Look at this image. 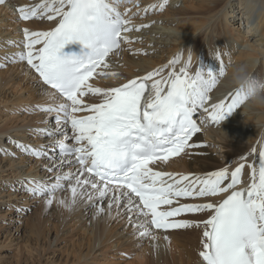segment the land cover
<instances>
[{"label": "snow or ice", "instance_id": "6c2138e0", "mask_svg": "<svg viewBox=\"0 0 264 264\" xmlns=\"http://www.w3.org/2000/svg\"><path fill=\"white\" fill-rule=\"evenodd\" d=\"M4 2L0 0V4ZM121 2L40 0L35 5L19 7L24 21L55 23L51 30L24 28L22 50L13 54L14 60L26 61L46 86L45 95L53 103L38 104L32 111L55 114V127L33 130L34 135L48 137L50 144L36 148L12 143L37 158L47 157L46 150L51 148L59 153L57 167H78L76 172L57 174L54 182L26 179L18 183L33 197H46L47 206L53 204L55 193L64 190L66 183L71 198L60 199L59 204L72 208L86 196L97 209L96 215L105 212L97 201L102 203L110 196L109 216L114 207L120 214L123 202L128 222L142 239L158 240L153 228L167 232L203 225L199 252L202 264H264V150L249 165L251 182L246 187H240L244 163L233 171L223 167L204 175L150 167L167 163L188 148L203 147L189 143L201 132L197 113H207V119L219 124L242 107L246 97L240 90L218 103L210 102L211 91L226 74L222 56H216L220 61L216 73L205 74L200 69L193 75L188 67L176 72L178 60L174 59L170 62L173 71L166 77L162 76V67L115 87L101 88L90 83L95 77L117 78V73L102 69L110 67L108 58L121 49L122 43L130 42L124 34L133 27L120 10ZM166 4L164 0L161 8ZM142 27L147 25L135 30ZM89 96L98 97L100 102L88 103L85 97ZM221 194L227 195L216 203L210 202V198ZM182 199L208 202L181 203ZM198 213H207L208 218L177 219Z\"/></svg>", "mask_w": 264, "mask_h": 264}, {"label": "bare ground", "instance_id": "6f19581e", "mask_svg": "<svg viewBox=\"0 0 264 264\" xmlns=\"http://www.w3.org/2000/svg\"><path fill=\"white\" fill-rule=\"evenodd\" d=\"M163 1L164 0H146L147 5L150 6H148L146 10L143 8L144 13L142 15L148 19V22H150L153 27L157 23L155 9H160L161 5H163ZM39 2L40 0H5L3 4H0V23H2L0 25V36L6 35L8 40L12 42L15 40L18 44L15 46V44L9 41L4 44L6 41L1 40L2 42H0V51L6 46H8V49H11V51L14 53L21 51V42L23 40L22 30L24 28H28L30 30H51L55 27L54 22L37 21L35 19L23 21L20 19L18 12L20 6H32ZM237 2L243 9L241 8L238 10V13H235L236 10L234 8ZM191 9L195 13H199L200 16H192L193 13L188 12V10H179V13L175 15L179 17H189L190 22L188 24L179 25L177 31L185 41L186 37H191L194 35L191 32H195L197 29H206L210 27L215 35L212 37L213 41L205 48L201 47L196 49L195 46L198 40L192 38L185 43L187 47H183L180 53L174 54L173 52L177 51L176 47L172 48L166 45L167 38H163V36L167 37V34L163 35L156 32L158 31L157 29H159L158 27L155 26L151 31H149V29L146 30L143 27V29H141L137 34L133 33V31H135V29H133V31L124 34L128 36L130 42L123 43L121 49L108 58V63L110 65L108 69H102L103 71L116 73L117 68H119L117 78L111 79L105 77H95L90 80V83H93L95 86L101 88L115 87L126 83L128 80L142 77L148 72L162 67L164 68L162 76L166 77L170 72L173 71V66L170 65V62L174 59L178 60V63H176L174 66L176 72H179L181 68L188 67V71L193 75L200 69L205 74L208 72L216 73L219 71L220 61L216 57L215 62V55L222 56L225 65H227V61H230L233 57V46L226 41L228 38L234 39L236 46L239 47L234 55V59L232 60L234 63H232L229 67V74L232 65L243 64L255 77L264 79V0H199V2L191 6ZM4 14H6L8 18L4 17ZM192 18L198 19V21H196L197 24L192 23ZM151 19L153 20L149 21ZM5 20H8V24ZM232 26L234 28H231ZM5 27H7L9 31L4 30L6 29ZM245 29L247 30L246 35L244 34ZM12 30L14 32H11ZM143 34H145V42L143 44L139 43L133 45L132 49L131 44H133L134 38H143ZM172 34L173 33H168V35ZM222 36H224L226 40L224 37L220 39ZM150 37L156 40L157 43L162 42L163 46L158 49L157 47L152 49L150 47ZM36 47L38 48L40 46L37 45ZM241 48L243 49L240 50ZM139 50H142L144 55L137 53ZM151 50H155L154 52H156L153 57H149L147 54V52H150ZM2 52L3 53H0V64L2 63L1 55H4L5 53L4 51ZM204 54H206L207 57L203 56ZM209 59L213 63V66L209 63ZM25 62L20 61V65L9 66V68L6 70L0 69V106H7V109L8 107H11V110L15 111L16 113L17 111L21 112V110L29 113L32 112V109L38 104L46 105L53 103V101H50L45 95V86L41 82V79ZM19 76H24L23 81L29 80L30 78L36 82L33 85L32 82H29L31 86L27 87L28 89L32 90V94L30 96H24L15 95L12 93L11 96L8 95L5 97V99H3L5 86H7L9 82L13 81ZM234 91L235 89L230 85L228 76H223L220 78L216 88L211 91L210 102L218 103L221 100L227 98L229 94L234 93ZM85 100L88 103L100 102L98 97L92 96L85 97ZM36 112V115L26 113V118H24L25 124L23 125H15L16 121H13L11 118L2 122L4 125L0 126V150L3 149V146L11 148L12 140L20 143L23 141H28L29 136L32 137V141L37 143L39 142L36 144L37 146L45 145L44 142L46 141L47 144H50V139L45 141L43 139L45 138L44 136L34 135L33 130L48 128L50 126L51 115L40 113V111ZM196 119L200 124L203 123V127L202 131L191 140L190 144L203 145V147L188 148L186 152H184L179 158L169 160L167 163L158 162L155 165H150V167H153L154 170L170 173L204 175L208 172L217 171L223 167H226L224 161L232 159L233 162V159L235 158L242 160L241 157L243 156L246 157V159L243 161L239 160L240 164L245 162V167L242 170V184L240 187H246L251 182V168L249 165L256 162L257 154L259 151H261L264 144V110L250 111L247 107H240L231 114H228L226 118L219 124L212 123L209 119H207V113H203L202 111L197 113ZM45 120L48 122L42 123V121ZM51 126L53 125L51 124ZM53 127H55V125ZM4 135H7V137ZM5 138H9L8 142H6ZM49 149L46 151L48 152ZM252 149H256V152L254 153ZM16 150L18 151L19 148ZM54 151L55 150L52 149V152L50 155H48V157L55 156L57 159L53 160L47 157L42 160H37L34 163L32 162L34 159H31L30 157L29 159L27 158L28 156H23L27 155V153L21 154L18 152L13 155L15 158H8L10 159L8 160L9 165L4 164V161L6 160H0V171L3 172L4 169L10 168V170L19 171L17 175L20 174L22 178L24 177V180L27 179L36 181H48L49 176L51 178L52 175L56 176L57 174L64 172L70 173L77 171L78 166H76V168L75 166L69 165H65L63 168L57 167V165L60 163L58 158L59 153L57 155L56 151L55 153ZM4 154L6 155L7 153ZM3 158H5V156ZM41 162L43 163L42 165ZM235 163H237V166L240 165L238 162ZM235 165L236 164H234V166ZM48 168L54 169L53 172H50L52 175L48 174ZM229 170L233 171L235 169H232L231 167ZM13 171L11 173H13ZM85 176H87V174H85ZM81 179H84V177H81ZM0 182L6 183L3 188L9 186L7 182ZM22 188L24 187L22 186ZM9 190H11V188H9ZM3 195L4 191H0V199L6 197V194L4 196ZM226 195L227 194H221V196L210 198V202L216 203L223 199ZM12 196L14 197V195H8L10 198ZM23 196L25 200H28V196H25V194ZM70 198L71 193L69 189L65 195L64 193H60L57 194V196H54L53 200H56V202L59 203L60 199L68 200ZM109 199L110 196L104 199L103 202L106 201L107 204L103 206L105 208V212L100 215H96L97 209L87 211L89 206H92V203L88 201L86 196L82 199H79L78 203L73 207V210L70 211L71 215L69 220H79V222L86 219L88 214H91V220L89 221V219H87L85 221L86 225L88 226L87 228H89L88 232L91 234V243L89 245V251L84 255L85 259L95 256L93 253L97 250H100L99 248L105 247L107 244H111L116 248V250L122 252L121 254L128 253V250L125 248L127 246L132 248V242L136 239V237H132V242L122 241V236L119 233L117 225H112L113 220L117 216L115 212L116 209L113 208L111 216H109L107 212ZM98 202L99 201H97V203ZM201 202L208 201L191 199L181 201V203ZM23 203H25V201ZM102 203L99 202V205L101 206ZM164 207L167 206H162V208ZM120 212L127 213L129 216V213L126 211L123 202L120 206ZM33 218L30 220V223H32L34 227L36 226V229L33 231L38 233L41 221L36 219V223H33ZM132 218L135 220L137 219L135 215H133ZM207 218V213H198L184 214L177 219L203 221ZM66 219V217L63 219L62 225L67 224L65 223ZM18 230L19 227H17V231ZM133 231L135 230L133 229ZM153 232L159 237V239L155 240L150 238V241L147 244V255H144L145 262L143 261L142 264H202V258L199 256V252L202 250L201 241L203 225L189 229L168 230L167 232L153 228ZM165 236L168 237L167 240H165ZM58 237L59 236H56L55 239L51 241L50 246L58 242ZM98 253H100V251ZM88 264H95V262L92 263L90 261Z\"/></svg>", "mask_w": 264, "mask_h": 264}, {"label": "rangeland", "instance_id": "374dc122", "mask_svg": "<svg viewBox=\"0 0 264 264\" xmlns=\"http://www.w3.org/2000/svg\"><path fill=\"white\" fill-rule=\"evenodd\" d=\"M197 2H199V0H167V4L163 7V9L162 8L155 9L156 15H157L155 16L156 21H157L155 26L159 28L157 29L158 31L156 32L161 33L163 35L167 34V37L163 36V38H167L166 45L172 48L176 47L177 51L173 52L174 54L180 53L183 47H187L185 43L188 42L189 39L194 38L198 40L195 46L196 49L201 48V47L205 48L209 43L213 41L212 37L215 34L213 33L210 27L206 29L205 28L197 29L195 32H191L194 35H192L191 37H186L185 41H184V38L181 37V35L177 31L179 25L188 24L190 20H189V17H183V16L179 17V16H176L175 14L179 13L178 12L179 10L184 9V10H188V12L193 13L192 16L196 15L199 17L200 16L199 13H195L191 9V6L195 5ZM162 4H164V1ZM148 6L150 5H147L146 0H122V2L120 3V10L126 13V18L130 17V20H131L130 26L133 27V29H136L139 26L147 25V27H144V29L146 30L149 29V31H151L155 26L153 27L151 23L148 22V19H146L142 15L144 13V9L146 10ZM241 8L242 7H240V4L237 2L234 8L236 10L235 13H238V10H240ZM5 15L6 14H4V17L8 18V16L7 15L5 16ZM152 20L153 19L149 21H152ZM5 21L8 24V20H5ZM196 21H198V19L192 18V23L197 24ZM1 24L2 23H0V25ZM5 28L6 29L4 30L9 31L7 27ZM231 28H234V27L232 26ZM141 29H143V27L140 28V30ZM140 30L139 31L135 30L133 31V33L137 34L138 32H140ZM11 32H14V31L12 30ZM246 32L247 30L245 29V32H244L245 35H246ZM168 33H173V34L168 35ZM143 35H144L143 38L142 37H140V39H138V37L134 38V42L133 44H131L132 49H133V45L139 44V43L143 44L145 42V34ZM224 36H222L220 39H222ZM6 37H7L6 35L0 36V42H2L1 40L6 41L5 43L3 42L4 44H6L7 41L12 42L7 39L8 37L7 38ZM158 38H162V37H158ZM150 39H151L150 47L152 49H155V47H157L158 49L163 46L162 42L157 43V41L154 40L152 37H150ZM226 41L229 42L233 46V51H232L233 57L230 60L231 62L227 61V65H226V72L229 73V67L232 63H234L232 60L234 59V55L237 52L239 47L236 46L234 39L228 38ZM14 42H15V46H17L18 44L16 43L15 40ZM242 49L243 48H241L240 50ZM2 51H4L6 54L4 53V55L3 54L1 55L2 63L0 65H4V66L0 67V69L6 70L7 68H9V66L20 65V61L18 59H15L16 61L13 59L12 54H15V53L11 51V49H8V46H6L4 49H1L0 53H3ZM154 51L155 50H151L150 52L148 51L147 52L148 56L153 57L154 54L156 53ZM137 53H141L142 55H144L142 50H139ZM203 56L207 57L206 54H204ZM215 62H216V55H215ZM209 63L213 66V63L211 62L210 59H209ZM118 69L119 68H117L116 73H118L119 71ZM23 79H24V76H19L15 78L13 81L9 82L8 85L5 86L3 99H5V97H7L8 95L11 96L12 93H14L15 95L30 96L32 94V90L27 88L28 86H31L29 82H32V85L35 84L36 82L31 80L30 78L29 80H25V81H23ZM17 113L11 110V107H8L7 109V106L4 107L3 105H1L0 106V126H3L4 123L2 122H4V120H7L9 118L13 119V121L14 120L16 121L15 125L25 124L24 118H26L27 112H24V110H21V112L17 111ZM36 113H37L36 111H32L27 114L36 115ZM50 119H51L50 126L48 128H52L55 125L54 114H51ZM51 124L53 126H51ZM4 136L7 137V135H4ZM45 138H43L45 141L49 139L48 137H45ZM5 140L6 142H8L9 138L8 139L5 138ZM22 143L26 145L28 144L29 146H32V147L33 146L38 147V148L41 146V145L37 146L36 144H38L39 142L37 143L35 141H32V137L30 136L28 138V141H23ZM44 144L46 145L47 141L44 142ZM3 149L0 150V160H6L7 162L4 161L5 165H9L8 160L10 159L8 158H15L13 155H15L16 153L18 152H20L21 154L25 153V152H21L20 149L17 151L16 149L18 148L16 147V144L14 143H12L11 148L9 147L7 148V146L5 147L3 146ZM51 152H52V149H49L47 154L50 155ZM4 153H7V154L5 155ZM56 154L58 155L57 151H56ZM4 156L5 158H3ZM23 156H28L27 158L30 157L31 159H34L32 161L33 163L36 162L37 160H42L48 157L47 156V157L37 158V157H33L32 155L28 153L27 155H23ZM239 160L240 159L235 158L233 159V162L231 159V160L224 161V163L226 167H229V168L232 167V169H235L236 167H238L237 163L235 162H238V164H240V161H243V160H240V161ZM233 163L236 165L234 166ZM42 164L43 163L41 162V165ZM12 171L13 170H10V168L4 169L3 172L0 171V181L7 182V184H9L8 187L11 188V190H9L8 187L3 188V186L6 183L0 182V187H1L0 191H4V195L6 194V197L0 199V264H79V263L88 264L90 261L92 263L95 262V264H112V263L114 264H142L143 261L145 262L144 255H147V251H146L148 249L147 244L150 241V238H144V239L140 238L136 234L137 230L134 228L133 224H130L128 222L129 216L127 215V213L120 212V214H117V211H115L117 216L113 220L112 225L113 226L117 225L119 233L123 237V238L121 237L123 242L125 241L132 242L131 238L136 237V239L132 242V245H131L132 248L127 246L125 249L128 250L127 251L128 253L121 254L122 252L116 250V248L113 247L111 244H107L105 247L99 248L100 250H97L93 253V255L95 256H91V257L93 259L95 258L94 259L95 261L91 257H89L88 259H85L84 255L87 254V252L89 251L88 249L91 243L90 242L91 234L90 232H88L89 228H87L88 226L86 225L85 221L87 219H89V221L91 220L90 218L91 214H88L86 216V219L81 220V222H79V220H69L71 213L65 210V208L62 207L58 202H56V200H53V204L47 207L46 197H40V196L33 197L30 193L23 190L24 188H22V186L18 182L20 180H24V177L22 178L20 174L17 175L19 171H13V173H11ZM64 173H68V172H64ZM48 174L52 175L50 172ZM54 178L55 176L53 175L51 176V178L49 176V179L47 182H52V181L54 182ZM68 190L69 189L67 187V184L65 183V189L57 191L55 193V196H57V194H60V193H64L65 195L66 192H68ZM9 194L14 195V197L13 196L11 198L8 197ZM24 194L25 196H28V200L24 199V196H23ZM24 201L26 204L23 203ZM106 204L107 202L105 201L102 203L101 206L103 207ZM23 205H27V206H23ZM93 209H96V208L93 206H89L87 211L93 210ZM65 217L67 218L65 220V223L67 224L62 225L63 219ZM32 218H33V223L34 222L36 223V219H39L41 221L39 229H38L39 230L38 233H35L33 231L34 229H36V226L34 227L32 223H30L31 222L30 220ZM133 220L135 221V219ZM41 223L43 224V226ZM17 227H19L18 231H17ZM133 229L135 231H133ZM56 236H59L58 242L50 246L51 241L54 240ZM99 251L100 253H98Z\"/></svg>", "mask_w": 264, "mask_h": 264}, {"label": "clouds", "instance_id": "9594fccd", "mask_svg": "<svg viewBox=\"0 0 264 264\" xmlns=\"http://www.w3.org/2000/svg\"><path fill=\"white\" fill-rule=\"evenodd\" d=\"M230 85L235 90H240L246 97L242 107H247L250 111L264 110V79L255 77L248 68L243 65H232L230 74L226 72ZM72 211V208H66Z\"/></svg>", "mask_w": 264, "mask_h": 264}]
</instances>
